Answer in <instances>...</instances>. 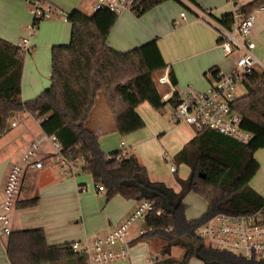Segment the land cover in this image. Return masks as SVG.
<instances>
[{"label": "trees", "instance_id": "16d2710c", "mask_svg": "<svg viewBox=\"0 0 264 264\" xmlns=\"http://www.w3.org/2000/svg\"><path fill=\"white\" fill-rule=\"evenodd\" d=\"M162 1L137 0L133 13L139 16ZM259 7H264V0H251L239 7V12L247 16ZM229 16H222L217 22L230 29ZM116 18L117 14L106 8L91 14L74 9L67 14L70 39L68 44L50 50L49 87L27 101L20 96L25 57L17 45L0 38V138L10 131L11 122L19 114H29L40 120L44 134L56 139L61 153L84 160L83 171L95 187L103 186L106 199L120 196L138 203L150 202L152 209L141 222L145 232L137 240L157 238L165 242L160 264H186L190 243L183 241V237L194 238V256L203 264H264L211 249L194 234L198 225L216 213L261 211L264 215V198L249 186L259 169L254 153L264 147V74L254 71L247 76L243 81L247 92L234 102L242 127L252 134L250 141L241 143L210 129L194 130V136L173 156L174 163L189 168L187 178L175 179L179 191L174 192L163 182L151 181L135 154L127 152L122 156L119 150L103 153L97 136L86 127L99 96L122 137L144 127L136 111L140 104L146 102L152 109L161 110L166 105L173 107L176 102L175 89L165 104L161 103L153 76L165 69L166 64L154 40L124 53L107 45ZM168 78L174 86V77L169 74ZM190 193L205 203V213L200 218L187 219L185 215L182 200ZM35 201H27L25 205H33ZM171 246L182 248L184 254L180 258L171 257ZM67 254L47 264H87L85 255L73 253L70 248ZM7 256L11 264H39L29 248L7 252Z\"/></svg>", "mask_w": 264, "mask_h": 264}, {"label": "crops", "instance_id": "0c3cea01", "mask_svg": "<svg viewBox=\"0 0 264 264\" xmlns=\"http://www.w3.org/2000/svg\"><path fill=\"white\" fill-rule=\"evenodd\" d=\"M41 1L52 8V15L37 23L30 38L31 50L24 58L21 75L20 96L23 101L35 98L49 87L50 50L53 46L68 44L70 39L71 26L66 15L74 9L85 14L94 12L93 0ZM241 1L233 2L238 10L248 3ZM30 8L26 0H0L1 39L18 45L25 27L32 20ZM255 10L264 15V10L256 8L252 11L253 16ZM182 11L186 12L185 20L180 17ZM232 11L230 0H164L139 16L129 11L118 13L106 43L113 50L124 53L154 40L166 64V68L160 72L172 75L176 83L174 86L170 82L160 86L164 90L163 95L169 97L172 88L178 90L186 86L203 91L211 71L227 74L234 67L235 51L228 56L224 54L212 26L222 16L231 15ZM146 107L151 108L144 102L136 108L140 117V108ZM18 117L23 129L12 139L6 140L10 131L0 138V162L7 158L9 162L18 160L31 142L42 137L39 120L26 113ZM13 121L16 124L14 127H17V121ZM182 125L185 138H182L178 151L195 133L190 134L187 125ZM86 127L97 136L102 152L101 138L122 137L114 127L107 106L96 108V102ZM127 136L128 144L120 140L118 149L107 153L119 150L121 143L125 152L131 153L136 143H131V134ZM254 158L259 169L249 186L264 198V147L254 153ZM81 172H84L82 166L76 169L74 176L62 175L52 161H47L41 169L24 170L11 215V234L7 237L0 235V264H11L7 252L28 248L32 249L39 264H47L55 258L62 259L68 255L72 242L94 240L109 234L137 207L138 202L120 196L106 199L104 191H97L96 187L92 189L86 184L89 178ZM165 185L174 192L179 191L177 184V188ZM31 200H36L33 205H25ZM139 223L129 230L128 256L107 264H160L156 253L164 244H155L156 239L138 241ZM187 264L203 263L192 259Z\"/></svg>", "mask_w": 264, "mask_h": 264}, {"label": "built area", "instance_id": "2783aa9c", "mask_svg": "<svg viewBox=\"0 0 264 264\" xmlns=\"http://www.w3.org/2000/svg\"><path fill=\"white\" fill-rule=\"evenodd\" d=\"M30 5L31 22L25 27L20 38L19 53L26 57L30 50V38L33 36L37 23L50 18L52 8L44 5L41 0H26ZM137 0H93V10L109 9L118 14L122 11L133 13ZM141 1V0H138ZM180 1V0H179ZM234 0H230L233 11L229 16L231 27L227 29L218 22L212 24L217 33V43L226 56L235 51L238 56L234 67L227 74L210 72L207 87L198 91L192 86H186L175 91V105L171 107L170 120L175 124H186L194 130L210 129L241 143H247L252 134L242 127V118L234 109L236 85L243 83L254 71L264 74V64L252 52L249 38L254 16L252 12L243 16ZM235 6V7H234ZM264 10V7H259ZM134 14V13H133ZM180 17L185 20L186 12ZM159 85H168L167 73H160L157 78ZM171 89L169 97L174 92ZM168 97V98H169ZM44 116L42 119H45ZM40 121V120H39ZM12 127L16 124L13 121ZM122 156L126 155L123 143L119 146ZM54 162L62 175L74 176L79 167L84 166L80 157L74 159L61 153L60 146L53 136L42 134L38 140L30 143L18 160L10 161L5 169L0 184V235L11 234V215L15 205L21 177L26 168L41 169L46 162ZM174 171V167H170ZM97 191H103V186H96ZM152 209L147 201L139 202L128 218L117 225L109 234L94 240L72 242L69 246L73 253L85 255L87 264H107L122 260L128 256V233L136 222H143L145 215ZM145 232L140 228L138 235ZM195 237L206 246L215 250H223L240 255L243 258L264 262V215L261 211L245 214L216 213L198 225Z\"/></svg>", "mask_w": 264, "mask_h": 264}, {"label": "rangeland", "instance_id": "374dc122", "mask_svg": "<svg viewBox=\"0 0 264 264\" xmlns=\"http://www.w3.org/2000/svg\"><path fill=\"white\" fill-rule=\"evenodd\" d=\"M249 2L250 0H242L241 2ZM254 28L252 27L251 33L249 35L250 40H252L254 47L252 52L258 59L264 64V15L259 11H254ZM238 54L235 52V60ZM161 72L156 73L154 78L155 85L159 88V92L162 98L167 99L168 96H164V90L160 89V86L157 82V78L160 76ZM247 92L246 87L239 83L236 85L234 96L235 98H240L244 96ZM168 100V99H167ZM102 97L99 96L96 101V108H104ZM106 108V107H105ZM147 109L140 108V115L144 122V127L140 130H137L131 133L130 140L131 143H136L132 146L130 152L135 153L138 158V161L143 165L148 173L150 179L163 182L164 184L171 185L176 187V178L185 179L189 175V168L186 165L179 164L177 165L173 161V156L178 151V148L182 145V138H185L184 135V125L175 124L170 120L171 107L169 105L164 106L161 110H154L149 107ZM108 112V111H107ZM108 114V113H106ZM17 121V127H12L10 130L7 139H12L17 136V134L23 129L20 118H15ZM186 125V124H185ZM187 128L190 134L194 133V130L188 125ZM40 135V134H39ZM130 135V134H129ZM40 138V136H39ZM127 135L119 138H101L100 144L103 150V153H107L112 149H118V144L120 140H123L128 144ZM135 149V150H133ZM174 167L175 171H170V167ZM81 170V169H80ZM83 176H88L89 180L87 185L94 189L95 186L92 183L91 177L85 173L81 172ZM183 203L185 205V215L187 218H200L205 213V203L203 199L199 196L190 193L183 198ZM139 222L134 223L130 229L135 228L136 225H139ZM155 244H164L165 242L154 238ZM183 241H188L190 244L187 246L189 251L186 264L189 260L196 259L194 256V238L189 240L187 237L182 238ZM163 247V246H162ZM160 249V248H159ZM162 249V248H161ZM161 249L156 253V255L161 260ZM171 257L180 258L184 254V250L180 247L171 246Z\"/></svg>", "mask_w": 264, "mask_h": 264}, {"label": "water", "instance_id": "95a60500", "mask_svg": "<svg viewBox=\"0 0 264 264\" xmlns=\"http://www.w3.org/2000/svg\"><path fill=\"white\" fill-rule=\"evenodd\" d=\"M167 99H161V103L165 104ZM8 163H9V159L8 158L3 160L2 162H0V184H1L3 175H4V172H5V169H6L7 165H8Z\"/></svg>", "mask_w": 264, "mask_h": 264}]
</instances>
